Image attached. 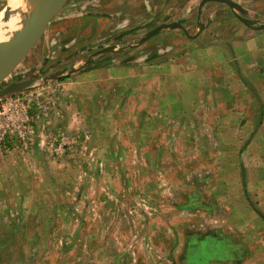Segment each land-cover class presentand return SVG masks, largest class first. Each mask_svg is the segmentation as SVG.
Here are the masks:
<instances>
[{"label":"rangeland","instance_id":"obj_1","mask_svg":"<svg viewBox=\"0 0 264 264\" xmlns=\"http://www.w3.org/2000/svg\"><path fill=\"white\" fill-rule=\"evenodd\" d=\"M190 1L158 0L161 8L151 29L130 19V6L122 5L125 13L105 7L102 20H90L105 30L101 43L68 47L52 62L50 40L76 32L78 21L71 23L64 10L0 84L1 91L34 81L8 97L33 96L36 132L27 151L6 152L14 156L0 151V264H264V128L253 123L259 112L251 96L246 109L235 108L231 123L214 107L215 96L197 92L198 118L175 108L163 118L152 117L159 111L155 104L165 107L179 96L184 103L194 99L172 78L182 71L186 84L194 80L190 63L203 66L192 57L200 45L173 33L142 39L177 21H187L194 34L198 3L187 13ZM9 2L0 0V17ZM245 4L251 11L244 17L263 26L264 0ZM178 45L187 60L183 68L173 64L172 54L168 61L148 59L158 49L169 53ZM110 47L115 51L95 55ZM221 48L209 52L218 64L228 54ZM87 59L92 60L86 64ZM72 68L78 72L67 81L58 78ZM219 72L240 74L228 64ZM253 79L255 88H264V80ZM211 82L221 83L214 77ZM220 95L226 101L235 94ZM259 95L264 112L263 89ZM35 147L43 155L34 157ZM245 178L248 192L242 188Z\"/></svg>","mask_w":264,"mask_h":264},{"label":"crops","instance_id":"obj_2","mask_svg":"<svg viewBox=\"0 0 264 264\" xmlns=\"http://www.w3.org/2000/svg\"><path fill=\"white\" fill-rule=\"evenodd\" d=\"M195 1L198 6V16L195 19V33L191 34L190 27L187 25L186 22L180 23V21L173 22L180 24L183 28H169L164 29L160 31L158 34H156L153 37L147 38V35L152 31L148 32L145 38L143 39V42L148 41L149 39L154 37H160L164 38L166 33H173L172 35L179 37L180 41L192 43V44H199L200 50L196 52V54H192L193 59L196 61L203 62V66L200 68H196L197 66L195 64L190 63V69L194 70V80L188 81V84H186V74H183L182 71H177L178 74H176L175 78H172L179 86L180 91L184 92L183 89L186 90V92H190V94H193L194 99L192 101H187L184 103L183 98L181 99V96L176 97L177 99L173 102L171 101L170 104L168 101H166L167 105L165 107L162 106V103L160 105H154V108H157L159 111L155 114H152V117H160L163 118L166 112L168 110H191L193 111V114H195V117L197 115H200V108L202 107V102L199 103L197 93H208L210 96L214 99H216V105L214 106L217 109H221L225 111L227 114V119L231 123L232 120H234L235 113L233 112L235 108L239 109H246L247 104V98L249 95L251 96V99L254 101V106H256V111L259 112V120L253 122L255 125H257V128L261 126V129L264 128V112H263V103L259 101V94L264 90V88H255L253 83V76L257 77L260 80H264V25L263 26H255L256 22L255 20H248L244 17L246 12L251 11L250 6L245 3L249 2H257V0H245V1H237L231 0L238 4L242 9L243 13L241 12H234L229 6L223 3L219 2H206L202 5V2L204 0H191L190 3L186 5V12L189 13L191 11H195ZM135 5L133 8L132 5ZM122 5L126 6L129 9V12L131 13L130 19L132 20H138L143 22V24H147V29H151L154 26V21L158 19L159 9L161 8V4H158V0H68L66 3V6L64 7V10H68L70 13L71 23L73 20H77L78 23L74 25L76 29L75 34L73 37L67 35L65 37L58 36L57 38H54V40H50V43L52 47L50 48L51 52H49L50 61L53 62V59L55 61H58L62 56L64 57V54H66V49L68 47H75L77 49H81L83 47H87L91 45V47L98 46L101 42L99 40L100 38H103L105 35L104 28H99L93 26L90 24V20H96L100 21L102 20L103 16L99 13L105 12V7H108L113 10V12H121L125 13V7H122ZM119 6V7H118ZM146 6L148 8L146 9ZM62 11L60 13H62ZM59 13V14H60ZM72 13V14H71ZM58 14V15H59ZM241 14V15H240ZM244 14V15H243ZM72 15V16H71ZM239 16L246 19L248 21V24H245L239 19ZM188 17V16H187ZM186 17V18H187ZM185 18V19H186ZM171 23V24H173ZM169 25V24H167ZM156 39V38H155ZM186 41H185V40ZM56 41V42H55ZM58 41V42H57ZM151 41V40H150ZM149 41V42H150ZM147 43V47L152 44V42ZM81 44V45H80ZM154 44H158V42H154ZM205 44V45H204ZM212 47H209L211 46ZM221 48L224 47V52L228 51V54L226 55L227 58L224 60V64H218L216 62L215 54L209 53L210 50L213 48ZM174 49L171 51L172 48H170V52L166 53V51L169 48H163L158 49L155 53H150L153 56H150L154 61H160L165 60L168 61L167 56L174 55V57H170L173 64L176 63L177 68H183L185 65V56L184 52L180 53L181 46H173ZM114 48V47H113ZM115 51V48L113 49ZM214 51V50H213ZM155 54V55H154ZM148 55V54H145ZM162 58V59H161ZM141 59H147L146 56H144ZM192 59V60H193ZM92 59H87L86 64L91 61ZM139 60V61H140ZM219 61V60H218ZM170 63V62H169ZM228 64V67H238L240 70V74L237 76L231 75L230 72L226 74H221L219 70H221V67H224ZM223 65V66H222ZM189 70V69H187ZM184 71V70H183ZM50 72V71H48ZM78 72L76 68H72L69 72L60 74L58 78H65L62 79V81H67L70 76L75 75ZM189 73V72H188ZM255 73V74H254ZM236 75V74H235ZM186 76V77H185ZM53 77V76H50ZM197 77H201V79H197ZM219 79L221 81L220 84L213 83L211 80L213 79ZM224 78V79H223ZM231 78L229 81L228 79ZM223 79V80H222ZM164 80V79H163ZM188 87V89H187ZM152 91V90H151ZM159 92V91H158ZM161 92V90H160ZM159 92V93H160ZM224 92L225 94H235L232 98L233 100H221V93ZM163 93V92H162ZM195 93V94H194ZM215 94V95H213ZM258 94V97L255 95ZM231 97V95H229ZM166 97V96H165ZM240 98V101H237L236 98ZM213 107V106H210ZM214 110V109H213ZM230 112V113H229ZM217 112L215 111L214 114ZM232 114V115H229ZM49 115V114H48ZM247 116V115H246ZM257 116V113H256ZM165 118V117H164ZM194 118V117H193ZM198 118V117H197ZM200 118V117H199ZM202 118V117H201ZM217 115V119H218ZM247 118V117H245ZM244 118V119H245ZM220 119V118H219ZM225 120V122H226ZM216 123L220 124L221 121H216ZM248 124H251L249 121ZM261 131V130H260ZM258 133H256L255 137L253 138L252 142H256L258 139ZM38 135V134H37ZM39 135H41L39 133ZM192 140H195L196 135L190 134L189 136ZM189 138V139H190ZM190 139V140H191ZM11 156H14L15 153H6ZM34 154H32L34 157H37L39 155H43V153L35 147V150L33 151ZM241 151L239 150L237 154L239 155ZM23 156L30 157L29 153L25 154L22 153ZM0 159L4 157L3 154H0ZM8 155L5 157L6 159L11 158V156L8 157ZM8 161V160H7ZM241 171L242 174H246V167L244 165H241ZM244 179V178H243ZM242 179V188L243 191H247V183L245 178V184L243 183ZM262 185L264 186V180H261ZM198 237H209L210 234H205V236H202L200 234H194Z\"/></svg>","mask_w":264,"mask_h":264},{"label":"water","instance_id":"obj_3","mask_svg":"<svg viewBox=\"0 0 264 264\" xmlns=\"http://www.w3.org/2000/svg\"><path fill=\"white\" fill-rule=\"evenodd\" d=\"M67 1L68 0H34L31 3L32 10L21 18L16 28L17 30L8 36V40L0 41V84L9 77L14 69L34 48L46 32L51 21L64 9ZM212 1L226 4L234 12L243 13V9L231 0H204L202 5ZM239 19L249 25L246 19L241 16H239ZM169 28L182 29L183 27L177 23L161 25L153 29L147 35V38L153 37L160 31ZM113 49V47H110L97 52L95 55L111 52ZM33 83V80H23L8 85L0 91V100L29 89Z\"/></svg>","mask_w":264,"mask_h":264},{"label":"built area","instance_id":"obj_4","mask_svg":"<svg viewBox=\"0 0 264 264\" xmlns=\"http://www.w3.org/2000/svg\"><path fill=\"white\" fill-rule=\"evenodd\" d=\"M32 95L7 97L0 104V151H27L36 138L31 115Z\"/></svg>","mask_w":264,"mask_h":264},{"label":"bare ground","instance_id":"obj_5","mask_svg":"<svg viewBox=\"0 0 264 264\" xmlns=\"http://www.w3.org/2000/svg\"><path fill=\"white\" fill-rule=\"evenodd\" d=\"M34 0H11L7 11L0 17V41L8 40L15 32L22 17L32 10Z\"/></svg>","mask_w":264,"mask_h":264}]
</instances>
